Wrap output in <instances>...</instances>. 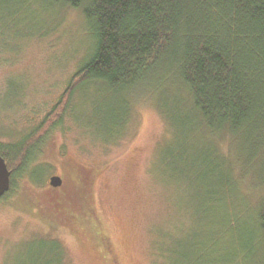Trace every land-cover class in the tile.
<instances>
[{"label": "rangeland", "instance_id": "obj_1", "mask_svg": "<svg viewBox=\"0 0 264 264\" xmlns=\"http://www.w3.org/2000/svg\"><path fill=\"white\" fill-rule=\"evenodd\" d=\"M24 3L18 8L19 0H0V147L37 128L49 130L37 134L44 150L33 158L32 180L27 172L16 174L0 200V264H43L39 240L50 239L60 243L62 264H175L178 243L201 231L196 210L204 191L199 173H187L188 133L176 121L168 124L141 86L116 94L80 89L68 109L57 111L87 57L91 35L80 9ZM123 99H129L126 120L116 124L106 112L123 107ZM169 107L176 116V105ZM202 129L201 148L231 165L230 138ZM76 165L86 167L87 178L74 175ZM53 175L65 178L62 186H50ZM80 185L97 213V235L85 220L59 219L38 200L59 193L75 202L72 188ZM242 189L255 199L245 183Z\"/></svg>", "mask_w": 264, "mask_h": 264}, {"label": "trees", "instance_id": "obj_2", "mask_svg": "<svg viewBox=\"0 0 264 264\" xmlns=\"http://www.w3.org/2000/svg\"><path fill=\"white\" fill-rule=\"evenodd\" d=\"M24 1L19 0L18 8ZM45 2L82 10L91 35L87 57L57 111L68 109L80 89L116 94L141 86L168 124L176 121L177 128L188 133L187 173H199L204 191L198 198L201 210H196L201 231L188 233L190 239L178 243L175 264H264V0ZM122 104L106 112L116 124L125 123L129 99ZM201 129L208 136L230 138L231 165L215 150L217 154L207 146L201 148ZM45 130L49 128H37L17 144L0 147L11 170L10 190L16 174L27 172L30 179L34 173L33 158L44 150L37 134ZM76 166L74 175L87 178L86 167ZM243 183L254 200L243 191ZM73 190L75 202L59 193L38 200L59 219L66 215L85 220L96 234L97 213L87 205L85 185ZM39 242H44L45 249L38 254L43 264H62L57 240Z\"/></svg>", "mask_w": 264, "mask_h": 264}, {"label": "water", "instance_id": "obj_3", "mask_svg": "<svg viewBox=\"0 0 264 264\" xmlns=\"http://www.w3.org/2000/svg\"><path fill=\"white\" fill-rule=\"evenodd\" d=\"M49 184L53 188L62 186L63 179L60 175H53L49 179ZM11 188V170L9 169L5 158L0 153V199Z\"/></svg>", "mask_w": 264, "mask_h": 264}]
</instances>
